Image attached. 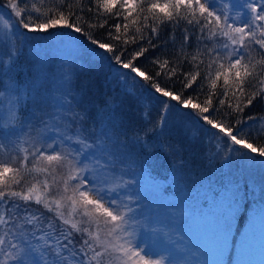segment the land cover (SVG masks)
Here are the masks:
<instances>
[{"label":"snow or ice","instance_id":"obj_1","mask_svg":"<svg viewBox=\"0 0 264 264\" xmlns=\"http://www.w3.org/2000/svg\"><path fill=\"white\" fill-rule=\"evenodd\" d=\"M7 8L9 17H0V264H192L176 242L184 237L151 213L140 191L155 148L174 150L151 138L174 114L227 164L264 157V113L249 111L264 104V0H7ZM56 33L131 85L144 127L129 137L124 121L100 118L104 109L77 111L83 98L72 91L49 111V97L11 77L21 35ZM229 190L221 257L235 244L232 221L247 211L239 187Z\"/></svg>","mask_w":264,"mask_h":264},{"label":"rangeland","instance_id":"obj_2","mask_svg":"<svg viewBox=\"0 0 264 264\" xmlns=\"http://www.w3.org/2000/svg\"><path fill=\"white\" fill-rule=\"evenodd\" d=\"M234 3L239 4L240 0H234ZM42 38L45 44L43 47L48 52L50 63L45 65L46 76L44 75L43 78L37 77L34 87H37V90L43 96L47 95L48 87H53L55 94L50 98L46 108L50 111L56 101L63 100L66 91H72L74 95L79 94L82 95V98L84 97V90L79 85L77 77L81 70L79 66L81 60L78 58V52H80L83 44L81 45L79 42L73 44L68 36L59 33L39 38L32 35L26 39L24 37L22 41L20 40V42L26 43V47H22L19 41H16L18 53L23 50V54H29V57L34 59L36 56L33 57L32 54H35V49L42 48L41 50H44L39 43L34 44L35 40ZM23 60L24 63L27 62L24 55ZM66 77L71 78L70 83H65ZM44 81H47L48 84ZM76 81L77 83L74 86ZM30 82L31 78H23L20 86L23 88ZM129 99L133 100L135 98L130 97ZM3 103L6 105L7 100ZM84 103L85 98L82 99V104ZM190 136V143L194 147L187 144L185 151L191 152L194 156L196 150H198L202 154L198 153L197 155L205 156L209 159L211 155L204 153L210 146L206 139L202 138L200 134ZM196 142H198V145ZM210 153L215 161L221 160L224 162L222 155H216L214 148H212ZM179 154L182 156L181 153ZM260 159L262 157L257 156L254 162H249L245 159L233 157L231 164L224 163L229 165L232 173L242 169L245 175L248 176L250 188L254 190L253 194L258 195L261 193L264 198V163L261 167L259 164ZM180 163L186 162L182 159ZM172 173H174L173 170ZM155 174L150 173L148 170L146 171L142 177L144 185H141L140 191L143 193L145 203L151 213L163 223L173 226L184 237L183 241L177 240L176 242L181 243L182 247L186 249L183 256L187 257L192 264H197V262L198 264H217V261L222 258L227 264H264V210L259 208L260 211L251 213V218L245 225L237 226L238 233L233 231V235L236 233L237 241L235 240V244L231 248L230 256L225 254L221 257L222 225L228 210V201L227 204L226 201H222L226 204L222 207L218 201L212 199V194L206 188H202L201 191H198V188H194L191 191L192 184L184 183L179 177H176L178 182L175 183L174 176L164 181L163 178L160 179ZM260 175L261 177H259ZM254 177H258L257 182ZM125 179H131V177H125ZM192 186L194 187V185ZM226 199H230L229 195ZM173 209L175 210V215L170 211ZM171 235L173 240H176L175 232ZM196 249L200 250L198 257L192 255ZM37 264H39L38 259Z\"/></svg>","mask_w":264,"mask_h":264},{"label":"trees","instance_id":"obj_3","mask_svg":"<svg viewBox=\"0 0 264 264\" xmlns=\"http://www.w3.org/2000/svg\"><path fill=\"white\" fill-rule=\"evenodd\" d=\"M0 17L4 19L9 17L7 0H0ZM17 31L19 32L20 30L17 29ZM34 36L39 38L44 35ZM24 37L26 39L29 36L21 35L18 39L19 44H21L22 47H26L25 42H20ZM37 41L35 40L34 44L39 43L42 47L45 45L43 38ZM41 49L42 48L35 49V54H32L33 57L36 56L34 59H31L29 54H23V50L19 51L18 59L16 57L14 70L10 73L11 77L19 85L23 78H31V82L27 83L25 87L28 89H37V87H34L36 78H43L44 75L46 76L45 65L50 63V61L48 59L46 48L43 47L44 50ZM23 55L27 61L26 63H24ZM78 58L81 60V63H78L81 70L77 77L79 85L84 90L83 98H85V103L81 104L80 107L77 108V111L86 108L91 113L95 114L100 109H104V111L100 113V118L104 119L106 122L110 117H114L117 122L124 121L129 128V137L132 135L131 129L144 127V123L139 118L140 112L137 99L135 98L131 100L129 98L132 96L127 94V92L132 91L131 85H125L118 82L114 70L110 71L106 63L100 62L96 54L84 45H82L80 52H78ZM43 61L44 65L42 66ZM2 79L7 80L8 77L5 76ZM44 82L48 84L47 81ZM76 83L77 81L74 83V86ZM54 94L53 87H48L46 97L51 98ZM105 101H108L109 107H105ZM145 103H147V101H145ZM44 107L47 108V105ZM28 108L31 110L32 105L29 104ZM249 111L258 114L264 113V104L257 103L254 108ZM155 117L156 110L153 109L152 118L155 119ZM89 124H91V121H89ZM147 126L151 128V125ZM193 131H195L193 125H190L187 121L175 118L174 114L170 115L163 130H158L156 135L151 138V142L154 146L157 144L173 145L174 150L169 152L161 150L160 148H155L154 154L148 159L146 168L150 173H156L155 176L158 178H163L164 181L174 176L175 183H177L178 181L176 177H179L184 183L194 185V187L191 185V191H193L194 188H198V191H201L202 188H206L212 194V199L218 201L222 207L227 204V201L228 206L231 202L232 193L229 189L234 185L238 186L241 195L244 197L242 203H244V206L247 209V211L243 213V221H240L239 219H237V221H232L233 231L238 233L237 226L245 225L249 218H251V213L258 212L260 209L264 210L263 194H253L254 190L250 188V183L247 179L248 176L245 175L242 169V171L240 170L232 173L229 165L221 160L215 161L210 153V151L212 152V146H208V149H205L206 151L204 152L211 155L209 159L205 156L197 155L198 153H201L198 150H196L194 156L191 152L185 151L187 144L193 146V144L190 143V135H194ZM124 138L125 137L122 135L121 139ZM196 143L198 145V142ZM131 152L134 154V159L137 160L142 159L145 155V153L136 146L131 147ZM179 153H181L182 156H180ZM182 159L186 163H180ZM262 160H264V157L259 160L261 167L263 164L261 162ZM172 170L174 173H172ZM259 177H261V175ZM254 180L257 182L258 177H254ZM142 184L144 185V182L141 183V185ZM168 184L170 183L168 182ZM255 185H257V183H255ZM228 195L230 199H226ZM222 201H226V204ZM236 233L233 237L237 241Z\"/></svg>","mask_w":264,"mask_h":264}]
</instances>
